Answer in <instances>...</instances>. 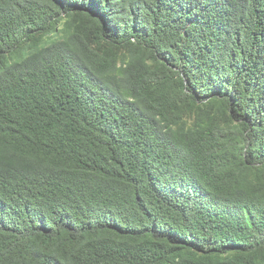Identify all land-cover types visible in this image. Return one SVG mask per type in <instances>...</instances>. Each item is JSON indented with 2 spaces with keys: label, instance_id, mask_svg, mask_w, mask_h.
Wrapping results in <instances>:
<instances>
[{
  "label": "trees",
  "instance_id": "16d2710c",
  "mask_svg": "<svg viewBox=\"0 0 264 264\" xmlns=\"http://www.w3.org/2000/svg\"><path fill=\"white\" fill-rule=\"evenodd\" d=\"M0 264H264V0H0Z\"/></svg>",
  "mask_w": 264,
  "mask_h": 264
}]
</instances>
